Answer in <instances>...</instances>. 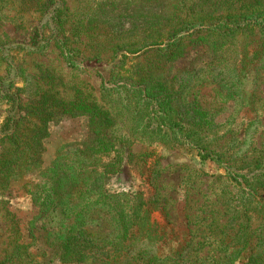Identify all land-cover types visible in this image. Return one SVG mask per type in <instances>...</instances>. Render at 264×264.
<instances>
[{
  "label": "rangeland",
  "instance_id": "374dc122",
  "mask_svg": "<svg viewBox=\"0 0 264 264\" xmlns=\"http://www.w3.org/2000/svg\"><path fill=\"white\" fill-rule=\"evenodd\" d=\"M48 1L0 0V89L12 97L16 95L23 105L42 110L49 108L46 131L42 133L45 138L41 140L40 148L35 149L43 150L38 156L40 166H32L31 171L24 172L16 180L11 177V171L5 170L3 175L0 172V264H64L58 260L55 239L47 236L61 217L51 214L50 218H36L40 209L32 201L29 183L32 185L37 181L59 148L91 140L89 118L74 114L78 112L75 106L81 100L109 114L110 123L97 133L110 148V154L105 158L109 170L107 190L141 193L152 204L151 222L156 223L165 235L159 246L161 256L185 248L183 259L171 255L162 264H217L213 258L219 245L217 236H221L231 215L239 212L242 218L243 214L246 219L250 218L251 229L264 224L263 218L251 206L246 210L242 208L238 187L230 184L224 171L215 164L200 162L193 152L183 147L133 141L119 117L101 98L97 72L101 65L109 68L112 64V45L116 42L132 49L164 42L168 35L191 22L196 11L200 10L205 15L202 20L207 22L206 14L212 18L230 14L226 8L239 9L241 0ZM245 1L249 5L255 4L252 0ZM43 4L60 8L59 33H53L52 26L45 24L48 16L42 17L40 13ZM38 25L45 27L43 34L48 42L35 51L17 49V44H28ZM204 29L198 26L184 34L182 45L186 59L174 64L170 77L190 60L199 58L193 41L206 36ZM56 34L73 51L77 67L66 64L54 43ZM250 41L244 36L221 40L210 37L203 43L202 50L209 47V53H212L218 48L216 58L220 59L222 54V60H232L235 56H251ZM1 42L4 43L2 47ZM212 43L214 47L210 46ZM154 48L158 47L128 55L126 71L138 76L140 68L154 65L152 61L162 54L160 51L156 54ZM202 58L206 60L209 56ZM252 85L245 84L242 90L253 94L249 102L221 101L204 88L196 97V102L213 114L212 120L218 126L216 130L223 135L216 143L215 151L237 167L264 159V69L258 72ZM45 96L47 99L43 102ZM189 98L184 102H189ZM59 104H64L70 113L63 115L57 107H64ZM8 110L9 103L0 92V130ZM9 150L8 142L2 140L0 134V161ZM7 174L12 175L5 178ZM233 207L238 212L232 214ZM97 229L94 226L91 231ZM135 248H148L154 254L158 252L147 242L136 243ZM132 264H146V261Z\"/></svg>",
  "mask_w": 264,
  "mask_h": 264
},
{
  "label": "trees",
  "instance_id": "16d2710c",
  "mask_svg": "<svg viewBox=\"0 0 264 264\" xmlns=\"http://www.w3.org/2000/svg\"><path fill=\"white\" fill-rule=\"evenodd\" d=\"M252 1L255 4L249 5L241 0L237 10L227 7L230 14L213 18L206 14L209 17L207 22L202 20L205 15L200 10L196 11L191 22L168 35L164 42L144 44L133 49L116 42L112 45V64L109 68L101 65L97 75L101 98L119 117L122 127L133 141L183 147L193 152L200 162L215 164L224 171L227 181L238 187L242 208L246 210L251 206L264 220V159L238 167L229 164L225 156L214 148L223 135L216 130L218 126L212 120L213 114L203 108L199 101L196 102L197 92L203 88L221 101L249 102L253 98L252 93L247 94L242 90L245 84L253 87L255 76L264 69V0ZM47 5H42L40 13L42 17L48 16L45 24L52 26L53 33H59L61 10ZM198 26L205 28L206 35L193 41L195 53H200L199 58L190 60L182 66L181 71H175L170 77L174 64L186 59L185 46L182 45L186 37L184 34ZM44 29L42 25L35 27L28 44H17L16 48L40 49L41 44L44 46L48 42L44 38ZM58 36H53L54 43L66 64L71 68L77 67L73 51ZM238 36L251 40V56L245 54L241 58L235 56L232 60H222L221 54L220 60L216 58L218 48L212 53H209V47L202 50L203 43L210 37L221 40ZM210 46L215 45L212 43ZM153 47H161L154 48L156 54L162 52L152 61L154 65L140 68L138 76L129 74L125 69L128 55ZM203 55L209 58L202 60ZM0 92L9 103L0 134L10 147L8 155L0 161V172L3 175L5 170L11 171V177L16 180L24 172L31 171L32 166H40L38 156L43 150L35 149L40 148L41 140L45 138L42 133L46 131L49 108L35 109L23 105L16 95L12 97L1 89ZM186 98H189L187 103L184 102ZM46 99L47 96L43 102ZM62 107L57 108L63 115L70 113L64 104ZM75 107V111L78 109L75 115H85L90 120L91 140L59 148L37 181L32 185L29 183L32 186V201L40 209L36 218H50L51 214L61 217L56 228L47 232L48 237L55 239L58 260L64 264H132L139 260L146 261V264H162L171 255L178 260L183 259L185 248L161 256L159 246L165 235L156 223L151 222L152 204L141 193L107 190L106 175L109 170L105 158L110 154V148L97 133L110 123L108 112L85 100ZM236 212L238 209L234 208L232 214ZM240 217L239 212L231 215L223 233L217 236L219 245L213 255L215 263L264 264V224L251 229L250 218L246 219L244 214L242 219ZM94 226L98 229L91 231ZM141 242L152 244L158 252L154 254L148 248L133 249L136 243Z\"/></svg>",
  "mask_w": 264,
  "mask_h": 264
}]
</instances>
